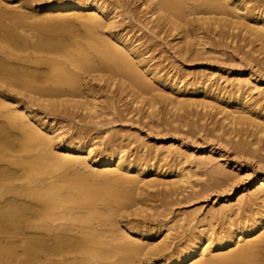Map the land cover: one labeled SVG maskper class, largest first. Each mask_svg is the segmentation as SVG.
Here are the masks:
<instances>
[{"label":"bare ground","instance_id":"obj_1","mask_svg":"<svg viewBox=\"0 0 264 264\" xmlns=\"http://www.w3.org/2000/svg\"><path fill=\"white\" fill-rule=\"evenodd\" d=\"M221 1L142 0V5L146 7L143 14L149 15L152 26L161 31L168 29L170 32L171 29L181 35L179 42L184 47L179 49L184 55L198 56L200 53L195 46H207L208 42L211 45L210 39L214 38L210 37L209 30H206L209 34L203 31L205 37L202 36V31H199L202 25H212L213 30L220 29L222 25L229 30L246 31L254 37L255 40L251 37V41L260 45L257 47V43L252 48L264 50L263 3L254 1L248 6L251 0H234L235 7L228 9L230 12L223 10L227 17L218 18L215 14L219 13L215 10L221 7ZM8 2L0 0V119L4 121L3 124L0 121V264H132L145 254L161 256L159 260L145 259L147 264H264V174L251 181L253 186L259 182L262 186L255 193H247L237 205V210L223 202L217 212L223 214L219 216L225 222L219 221L218 228L213 223L202 221L191 228L190 234L183 235L179 243H173L172 224L163 222L161 226H165L167 231L161 235L158 233L161 231L158 225L162 223L159 220L155 224L158 228L153 226L156 229H145V225H141L147 223L148 214L141 224L137 218L135 221L139 223L130 219V216L143 214L145 217L150 207L152 210L153 202L161 200L164 203L171 193L191 184L193 176L188 171L176 174L171 169L168 174L173 178L167 180L163 177L166 173L161 175L158 166L151 163L154 159L158 162L168 159L170 152L163 155L161 151L157 156L152 149L144 157L141 155L129 160L123 154L125 148L116 146L117 140L112 143V139L110 143L115 147L103 149L104 154L94 159L91 157L93 146H85L82 141L86 140V136H82L84 132H87L84 135H90L88 127L86 130L83 128V133H74L58 145L60 149L57 152L54 142L60 139L61 128L41 117L34 106L39 105L53 114L59 111L60 106L65 111L72 108H90L88 110L93 111L98 105L84 73L87 70L105 71L111 75H100L102 73L99 72V79L102 76L100 81L111 80L109 85H119L122 93L126 91L130 97L151 101L148 103L150 109H155L152 107L159 101L154 95L156 82L170 90L173 98L167 93L158 96L178 111L184 107V110L187 107L191 109L192 105V108L210 107L216 109L217 114L224 115L221 122L226 121V125L218 126L220 131H224L223 136L236 135L246 126V130L252 129L249 134L254 131L255 137H259L264 134V103L253 99L244 89L253 76L238 80L236 86L233 84L232 89L225 91L224 86L217 91L216 85L213 88L207 83L209 79L192 80L189 84L195 85V91L191 90L194 86L189 89L187 83L186 86L180 85L182 80L175 81L160 67L150 64L151 59L145 57L148 51L141 48L144 43L140 45L137 39L129 36V32L124 34L118 27L119 15L115 11L124 5L123 0H116L115 5L107 0H32L30 4L26 1L27 4L14 5L15 8H11L12 4ZM125 7L132 9L130 5ZM85 10L93 12L83 20ZM200 14L204 17H194ZM33 16L44 19L30 22L29 18ZM80 27L86 30V33L79 31L83 37L77 35L78 30L76 35L73 33ZM103 28L109 29L108 32L106 30L105 33ZM77 36L81 38L77 39ZM191 91L198 95L186 97ZM14 130L19 133L13 134ZM245 141L237 142L239 152L246 149L247 143L252 144V141ZM256 143L259 144L258 141ZM113 166L126 175L111 180L113 172L108 168ZM212 172L217 175L218 183L229 180L222 168ZM140 182H144L143 187ZM160 187H171L170 193L161 188L163 192L155 193L160 196L155 201V194L150 196L152 194L147 190ZM237 193L233 190L229 196ZM215 212L213 214L217 218ZM120 253L123 259H115H121Z\"/></svg>","mask_w":264,"mask_h":264},{"label":"rangeland","instance_id":"obj_2","mask_svg":"<svg viewBox=\"0 0 264 264\" xmlns=\"http://www.w3.org/2000/svg\"><path fill=\"white\" fill-rule=\"evenodd\" d=\"M6 1H9L8 3L12 4L10 5L11 8L12 7L15 8L16 6L22 3L27 4L29 1L32 2V0H19V3H15L13 2V0H6ZM107 1L108 3L112 2L114 4L116 0H107ZM228 1L232 2L234 0H222L220 3L222 10L221 7H217L219 6V4L216 6L217 10L215 11L218 12L219 14H215V13L214 14L217 15L218 18L227 17L226 14L223 13L224 12L223 10L226 11L227 9V12H230L228 11V9L231 10L232 8L235 7L234 6L235 4L233 2L229 3ZM245 1H249V0H245ZM254 1L255 2L259 1L260 4L263 3L262 5H264V0H253V1L251 0L250 4L248 3V6L253 5ZM30 2L28 4H30ZM122 4L124 5L120 6L115 11V14L119 15L117 18V20L119 21L117 22L120 23L117 24L118 27L121 28L122 31H124L123 32L124 34L129 32V36L132 37L133 39H137L138 40L137 43H141L140 45L144 43V45L141 46V48L143 47L142 50L148 51V53L145 55L146 59L147 60L151 59L150 64L157 65L158 68L160 67L161 70H163L164 74L168 73L167 75L170 76L171 78L174 77L175 81L178 80V82H180V80H182L183 82H180V85H185V86L193 82L192 80H196L198 78L199 80L209 79L207 83L211 85L213 88L217 86L216 87L217 91L218 88H224V87L225 88L223 89V91H225V89L227 90L232 89L233 86H236L238 84V80L244 79L245 77L252 75L253 78L250 81L251 83L245 84L244 89L248 90L247 93L250 92V95L253 97V99L254 98L260 99L261 104L264 103V53H262L264 50L256 51L254 50V48H252L255 47L258 42L257 43H255L254 41L252 42L251 40L252 38L254 39V37H252L250 34H247L248 32L247 33L246 31L242 32L240 29L229 30L228 28H224L225 26L222 25L220 26V29L218 27V29L213 30L212 25H202L204 29L201 28L199 30L200 32L202 31L201 32L202 36L205 37V34H209L211 32V34L209 35L210 37L214 38V39H210L213 42L211 41V45H209L210 42H208L207 40L208 42V43L206 42L207 46H203V47H201V45L195 46V50H197L200 53V55L188 56V54L184 55L183 53L180 52L181 51L180 49L184 44L179 42V40L181 41L180 39L181 37H179L181 35L180 34L178 35L177 31H173L171 29L170 32L168 29H165L166 31L165 30L161 31L155 26H152L153 25L152 23H149V15L143 14L144 10H146V7L142 5V0H123ZM125 5L126 6L130 5L132 9L126 8ZM7 7H9V5ZM92 12H93L92 10H85V12L83 13L84 19L82 16L80 17V19L85 20L87 14ZM201 16L204 17L203 14L196 15L194 17L197 18ZM207 16L208 15H205V17ZM31 18H29L30 22H37V21L39 22L44 19L43 17H40L39 19V17L36 18L35 16H33L32 18L33 20ZM102 30L105 33H107L109 29L107 30L106 28H103ZM206 30H209L210 32ZM223 30L224 33L222 32ZM76 31H77V35L78 34L81 35L83 32L86 33V30L82 27L75 28L73 32L75 33V35H76ZM79 31L80 32L82 31V33L80 34ZM203 31H206V33ZM221 32L223 34H221ZM67 34H69V32H67ZM75 35L74 37H76ZM65 36L68 35L65 34ZM81 36L83 37V35ZM81 36H77L78 37L77 39H79V37L81 38ZM203 41L205 42L206 40L203 39ZM258 45L259 43L257 44V47L260 46ZM53 55H55V53ZM43 66L48 67V65H43ZM46 67L44 68L46 69ZM72 68L74 67L72 66ZM42 70L44 71V69ZM87 71H86L87 74L84 73V78L86 79V81L89 82V84H91L90 86L93 92L92 97L96 99L95 102L96 105H98L93 111L88 110L90 108L84 110L81 108H77V109L72 108V110L70 109L71 110L70 113V110H66L67 111L66 112L64 110V107L62 106L63 107L62 108L60 106L62 110L59 107V111L58 112L54 111L55 114H53V112L46 111L45 108L39 105L37 106L34 105L37 109L36 111L41 117H46V120L52 121L50 123L54 124L56 128H61L60 133H62V135L60 139L57 140V142H54V144H56L54 145V149H56L57 152L60 149V148L58 149V147L63 141L65 142L68 138L71 137V135L74 136V133L75 135L79 133H83L81 132L83 131V128L84 130H86L87 128L85 127H88L87 131L88 132L90 131L88 133L90 134L89 135L90 137L88 135H84V133L85 134L87 133L84 132L82 136H86V140H82V141L85 146L88 145L90 147L93 146L91 148L94 149V152L91 155V157L93 156L94 159L96 157L98 159L100 158V155L104 154L103 149L105 151L106 148L110 146L115 147L116 144L119 146L121 145L122 147L125 148L123 154H125V156H128V158H130L129 160L135 159L136 157H139L141 155L144 157L145 153L148 154L147 151L150 152L153 149V153L155 152L157 156L161 153V151L164 152L161 153L163 155L170 152L168 159L160 160L159 162L157 161V159H154L151 162L154 165L158 166L159 171L163 172V174L161 172V175H164L166 173V175L163 176L164 178H167V180H171V178H173L170 176V174H168L171 169H172L171 171L173 173L176 172V174L179 173V171L180 172L188 171L193 176L191 178L192 181L190 185H186V187L183 188L182 186L181 187L178 186V188L180 187V189H178L177 192L171 193L170 197L166 199L167 200L166 202L164 201V203L163 202L161 203L160 199H159L160 201H157L155 203L153 202L154 206L152 205L153 207L152 210L150 207V209L147 210L148 212L146 211L147 213H145V217L144 214L143 216L141 215L140 217L130 216V219L133 218L132 219L133 222L139 221L140 223L139 222L136 223L141 224L142 221L143 223V221L146 220V216L148 214V216L150 217L147 216V220H146L147 223L146 222L144 223L146 224L150 223L149 224L150 226L148 225L149 226L148 227L144 223L141 224V225H145L144 227L145 229L151 227L158 228L164 223L165 224L170 223L174 226V227L172 226L174 228L172 235H175L173 236L174 238L172 237L173 243L178 241L180 242V239L184 237L183 235L190 234L191 228L192 227L194 228V226H196L198 223L201 224L200 222L202 221H203L202 223H206V224L213 223L216 226L214 227L218 228L220 225L219 221H222L221 216L223 214L218 213L217 210L222 206L223 202H227L230 206L235 207L233 209L237 210L236 209L237 205H239L241 199L247 193H255L262 186V182L256 183L253 186L251 185V181L255 180L257 177L258 178L261 177L264 174V144H263L264 134L259 135V137H255L256 135L254 134V131H252L251 133L253 135L252 136L251 134H249L252 129L249 127V129L246 130V128L248 127L244 126L245 129L241 130L242 132L245 130L243 133L240 132L236 135L234 133L231 135L223 136L224 131L223 130L220 131L218 126L219 124L226 125V121H222L223 123L221 122V120H224L223 118L224 115L217 114L216 109L210 107L204 108L200 106L199 107L201 109L195 106H193L194 108L193 109L191 105V109L190 107H187L188 109L186 108L188 111L186 109L184 110L185 107L182 108L183 110L179 109L178 111L174 109V107H172L173 105L171 106L169 102H166L167 100L164 99L165 101H163V97H161L163 96L162 93H164L165 95L166 93L170 94L171 96L170 95L169 96L172 97V93L171 92L169 93L170 90L168 89L166 90L165 87H163L162 85L160 86V84L156 82H155L156 85L154 86L157 88V90L155 89L156 94L154 95H157V98L159 99H157L156 96H154V98H156V101L158 100L159 101L155 104V106L152 107L155 109H150L151 106L148 107L149 106L148 103H150L151 101L145 102L142 99L130 97L131 95H129L126 91H124L125 93H122L121 92L122 90L120 91V86L118 84L117 87L116 85L113 86L109 85L111 80H108L109 82L106 80L100 81V79L102 78L101 76V78L99 79L100 75H104L107 73L111 75V72L106 73L105 71L104 72L99 71L102 73L100 74L97 71H90V70ZM98 74H100L99 77ZM107 75H105L104 78H107ZM85 76L88 78H86ZM42 81L44 80H41V82ZM189 85H188L189 89H191L194 86V88H192L191 90L193 91H195L194 89L197 90L195 85L193 86L191 85L189 86ZM193 91L187 93L186 97L188 96L193 98L194 96L198 95V93ZM173 96H175V94H173ZM176 99L179 100L178 98ZM60 110L61 111L64 110V113L61 112ZM65 112L70 113L71 116L65 114ZM192 112L193 114H191ZM175 113H176V117H175ZM212 115L214 117H212ZM177 116L180 117L177 118ZM181 117L183 118V120H181ZM0 121L2 124L4 123L3 119H0ZM2 124L0 126H2ZM229 127L232 126H228V128ZM236 128H241V127L236 126ZM14 133L17 134L19 133V131L14 130L13 134ZM112 139H113L112 143H114L117 140L116 142L120 144L114 143L115 145H112L110 143ZM255 140H257L259 144L256 143L257 141L255 142ZM238 141H245V142L252 141L251 142L252 144L247 143L246 149L243 152H239L238 148H236V146H238L237 145ZM169 149L171 151H168ZM9 151L11 153H15V151L12 149H9ZM34 152H36L35 154H37L39 152V149L35 150ZM219 167L226 172V175L228 174L229 180L227 182L225 181V183L220 180H219L220 183H218V180L216 181L217 175L214 172H212V170L214 171L217 168L220 169ZM108 169L109 170L112 169L111 171L113 172L111 174V177H113L111 178V180L112 179L115 180L122 177L123 175L124 176L126 175V173L116 171V168L114 166ZM150 177L147 178L148 179L153 178V176L151 178ZM226 179L228 178L225 177V180ZM143 184L144 182L142 183L140 182V186L143 187ZM161 188L162 187H160V189L158 188V190L157 188L155 189L149 188V190L147 189L145 190H147V192H150L152 194L150 196H153V194L155 193L157 194V192L161 190ZM170 188L168 187L167 189L166 187H163L162 190L164 189V192H169ZM233 190L237 191L238 193L230 197L229 194ZM161 191H159L158 193H161ZM156 194L153 196L154 200L156 198H160L159 194L158 195ZM150 203L149 205L151 206ZM259 203H262L261 200H259ZM254 206L256 207L257 205ZM211 210L213 211L212 213ZM215 210L217 213L215 212ZM214 212L218 215L217 218H220L219 220L216 218V216H214L213 214ZM226 212H227L226 214L228 213L230 214V211L227 210ZM219 214L221 216H219ZM148 218H150L149 221ZM151 218L154 219V221ZM158 220L162 223H160V225H158L157 227V225L155 226V224L159 223ZM224 222L225 220L222 221V223ZM163 227L165 228V226ZM163 227L161 226L160 227L161 231H158V233L161 235H165L167 231L166 228L164 231ZM160 228L158 230H160ZM136 237H138V235ZM141 239L142 238L140 237V240ZM156 239L154 241H157ZM119 255L121 256L122 253L118 254V256ZM150 255L152 254H149L147 256L145 254L139 259L136 258L135 262L133 263L147 264L145 259H151V258L153 259L155 258L156 260L161 259L160 254H154V256H150ZM122 257L123 256H121V259L118 257H116L115 259L122 260L123 259ZM115 264L118 263L116 262Z\"/></svg>","mask_w":264,"mask_h":264},{"label":"snow or ice","instance_id":"obj_3","mask_svg":"<svg viewBox=\"0 0 264 264\" xmlns=\"http://www.w3.org/2000/svg\"><path fill=\"white\" fill-rule=\"evenodd\" d=\"M13 2H15V3H19V0H13Z\"/></svg>","mask_w":264,"mask_h":264}]
</instances>
